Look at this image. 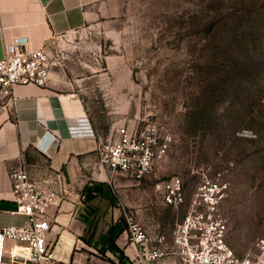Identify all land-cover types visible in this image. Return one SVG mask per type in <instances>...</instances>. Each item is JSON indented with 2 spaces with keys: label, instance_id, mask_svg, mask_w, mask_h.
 I'll use <instances>...</instances> for the list:
<instances>
[{
  "label": "rangeland",
  "instance_id": "obj_1",
  "mask_svg": "<svg viewBox=\"0 0 264 264\" xmlns=\"http://www.w3.org/2000/svg\"><path fill=\"white\" fill-rule=\"evenodd\" d=\"M48 48L102 140L123 123L172 132L165 159L141 183L150 205L143 218L135 213L144 227L170 239L200 179L222 171L227 239L237 255L263 258L255 241L264 236V0H127L121 17ZM177 174L187 198L179 208L155 186Z\"/></svg>",
  "mask_w": 264,
  "mask_h": 264
},
{
  "label": "crops",
  "instance_id": "obj_2",
  "mask_svg": "<svg viewBox=\"0 0 264 264\" xmlns=\"http://www.w3.org/2000/svg\"><path fill=\"white\" fill-rule=\"evenodd\" d=\"M127 0H0V57L8 41L39 47L54 37L121 17ZM58 70L45 85L20 83L0 94V228L24 225L9 174L24 155L33 175L61 171L69 183L65 199L53 206L49 231L52 254L43 264H137L139 244L128 235L123 205L143 218L150 200L142 181L113 175L100 160L101 141L84 100L66 90ZM150 229V227L147 225ZM6 264H40L27 259Z\"/></svg>",
  "mask_w": 264,
  "mask_h": 264
},
{
  "label": "built area",
  "instance_id": "obj_3",
  "mask_svg": "<svg viewBox=\"0 0 264 264\" xmlns=\"http://www.w3.org/2000/svg\"><path fill=\"white\" fill-rule=\"evenodd\" d=\"M56 63L48 42L27 48L20 40L8 41L0 57V94L13 95L20 83L45 85ZM117 136L102 140L98 146L100 160L113 175L124 173L136 181L156 173L165 159L174 136L162 123L149 122L137 127L123 123L116 126ZM12 195L18 202V212L28 217L24 225L9 224L0 228V264L8 240L10 260L27 259L43 264L52 254L53 241L49 231L54 219L51 208L59 205L68 193L69 183L62 172L53 170L42 176L33 175L24 155L9 171ZM165 203L179 208L187 203L185 181L179 174L157 181ZM228 183L222 171L213 176L205 174L198 184L185 215L175 223L170 239L164 233L153 234L144 227L133 209L123 205L130 240L139 244L142 264H264V236L255 241L263 258L250 253L237 255L227 239L228 218L221 203L227 194Z\"/></svg>",
  "mask_w": 264,
  "mask_h": 264
}]
</instances>
